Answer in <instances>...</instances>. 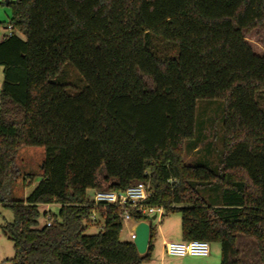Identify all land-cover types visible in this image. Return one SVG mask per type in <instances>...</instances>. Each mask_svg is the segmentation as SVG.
I'll return each instance as SVG.
<instances>
[{
  "label": "trees",
  "instance_id": "16d2710c",
  "mask_svg": "<svg viewBox=\"0 0 264 264\" xmlns=\"http://www.w3.org/2000/svg\"><path fill=\"white\" fill-rule=\"evenodd\" d=\"M7 6L0 203L14 214L2 228L14 244L8 264H150L152 218L135 217L151 225L141 256L121 239L122 209L93 206L98 191L140 183L150 188L149 206L181 214L182 242L219 243L221 264H264V52L248 41L253 33L264 39V0ZM204 101L224 105L219 173L185 162L197 150ZM24 148L44 150L41 181L25 201H12ZM214 188L211 204L204 196ZM54 204L58 215L44 214L51 227L40 226V207ZM95 223L102 230L87 235Z\"/></svg>",
  "mask_w": 264,
  "mask_h": 264
},
{
  "label": "rangeland",
  "instance_id": "374dc122",
  "mask_svg": "<svg viewBox=\"0 0 264 264\" xmlns=\"http://www.w3.org/2000/svg\"><path fill=\"white\" fill-rule=\"evenodd\" d=\"M17 0H10V3H15ZM12 8L5 4L4 0H0V42L10 33L9 23L12 18ZM8 27V28H7ZM248 41L253 45L254 50L262 54L264 52V39L253 33L249 36ZM70 69L73 70V67ZM75 73V70H73ZM78 74L77 72L75 73ZM4 75L3 68L0 67V91L3 85ZM224 136V105L222 102H200L197 108V127H196V146L197 150L189 152L185 157L187 165L201 164L208 166L215 173L220 172V158L223 149ZM45 158V152L39 148H24L19 151L16 157V176L13 180L10 200L25 201L35 190L41 181V167ZM18 174V176H17ZM32 174L37 176L32 184L24 181L26 175ZM208 193V192H207ZM219 189H212L211 194H205L207 201L214 204L218 198ZM60 211L59 205L41 206L40 226L46 224L45 213L48 216L58 215ZM14 222V214L12 210L0 203V264H8L15 256L14 244L9 237L3 232V227L6 224ZM91 226L86 234L96 235L102 228L103 223H95ZM151 224L157 229V238L154 244V249L151 253L150 264H170L169 261L173 258L167 256L162 245L163 240L168 243L178 242L181 237L182 216L180 213L167 214L163 212L156 220L151 221ZM129 223H123L121 239L130 241ZM128 227V228H127ZM212 255L211 264H221V245L219 243L211 244Z\"/></svg>",
  "mask_w": 264,
  "mask_h": 264
},
{
  "label": "built area",
  "instance_id": "2783aa9c",
  "mask_svg": "<svg viewBox=\"0 0 264 264\" xmlns=\"http://www.w3.org/2000/svg\"><path fill=\"white\" fill-rule=\"evenodd\" d=\"M10 33L8 37L13 34V29L10 26ZM150 196V188L145 184H137L130 187L124 192H103L98 191L93 197V206H114L122 209V222L139 224L141 222L135 217H142L144 219H150L153 216L159 217L163 214L164 210L161 208H155L149 206L147 201ZM94 221L97 220L96 213L93 214ZM47 227H51L52 220L50 217L46 218ZM134 234H132V242ZM164 249L167 255L172 257H201L206 258L210 255V244L202 241L180 242V243H165Z\"/></svg>",
  "mask_w": 264,
  "mask_h": 264
},
{
  "label": "water",
  "instance_id": "95a60500",
  "mask_svg": "<svg viewBox=\"0 0 264 264\" xmlns=\"http://www.w3.org/2000/svg\"><path fill=\"white\" fill-rule=\"evenodd\" d=\"M8 5L10 0H4ZM157 216H153L152 220H156ZM151 240V225L147 222H141L136 225L134 229L133 244L135 245L139 255L144 256L148 252L149 244Z\"/></svg>",
  "mask_w": 264,
  "mask_h": 264
},
{
  "label": "crops",
  "instance_id": "0c3cea01",
  "mask_svg": "<svg viewBox=\"0 0 264 264\" xmlns=\"http://www.w3.org/2000/svg\"><path fill=\"white\" fill-rule=\"evenodd\" d=\"M131 224V223H129ZM136 227V224H133L129 226V234H130V241L132 240V234H134V229ZM180 241L175 242V243H180L182 242V235L180 237ZM156 241V240H155ZM165 243H168L167 240H163L162 245L164 246ZM155 244V243H154ZM165 250V249H164ZM166 253V252H165ZM212 255V247L210 245V255L206 258H201V257H191V256H186V257H172V260L169 261L170 264H211V259L209 258ZM160 264V263H158Z\"/></svg>",
  "mask_w": 264,
  "mask_h": 264
}]
</instances>
